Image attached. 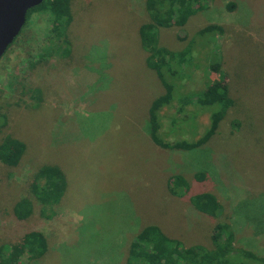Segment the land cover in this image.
<instances>
[{"label":"rangeland","instance_id":"rangeland-1","mask_svg":"<svg viewBox=\"0 0 264 264\" xmlns=\"http://www.w3.org/2000/svg\"><path fill=\"white\" fill-rule=\"evenodd\" d=\"M200 5L182 26L158 28L157 42L187 49L183 92L200 91L207 75L226 83L233 103L214 135L188 151L162 149L146 133L149 101L163 89L139 45L143 0H71L66 51L45 59L48 13L26 16L0 57V112L7 117L0 140L9 135L23 144L16 164L0 162V244L37 231L48 248L33 261L23 254L20 264H123L129 239L147 224L184 246L209 247L213 226L224 223L233 247L264 257V0ZM208 25L219 30L197 33ZM214 54L218 71H208ZM208 113L176 118L167 139L196 136ZM42 164L62 170L63 196L43 211L31 197L32 214L17 223L11 206L28 195ZM173 174L187 181L184 196L166 190ZM201 191L216 198L215 216L189 204L188 195Z\"/></svg>","mask_w":264,"mask_h":264},{"label":"trees","instance_id":"trees-1","mask_svg":"<svg viewBox=\"0 0 264 264\" xmlns=\"http://www.w3.org/2000/svg\"><path fill=\"white\" fill-rule=\"evenodd\" d=\"M200 1L143 0L147 21L138 26L139 45L145 53V66L153 70L163 89L162 93L149 101L146 133L150 141L162 149L188 151L202 146L214 135L219 121L233 103L228 95L226 83L211 79L207 75L200 91L183 92L179 78L185 74L183 71L189 62L187 49L173 51L157 42L158 28L182 26L194 12L202 8ZM70 2L71 0H42L26 12L25 18L29 13L44 11L50 19L48 50H43L39 59H45L51 53L59 55L66 51L68 39L65 31L71 21ZM218 27L208 25L197 33L219 30ZM215 59V54L209 59L208 71H218L219 64ZM186 93L189 94L188 97ZM188 105L190 107H187ZM201 110L209 112L204 130L190 139L174 134L172 139H167L170 134L168 126L175 123L176 118ZM6 123L5 113L0 112V128ZM185 133L190 135L188 131ZM22 152L23 144L20 141L9 135L0 140V162L5 165L16 164ZM203 175V172L197 171L194 178L202 180ZM65 187V176L57 165H40L29 182L28 195L17 198L11 206L12 219L18 223L32 214V198L40 204L41 211L45 208L52 209L60 202ZM166 190L172 196H184L188 191V183L183 176L173 174L166 181ZM187 200L196 211L210 217L215 216L219 208L214 195L207 191L190 194ZM47 248V241L40 232H24L14 243L0 244V264H20L17 258L23 254L30 261L39 259L46 253ZM123 264H264V257L251 250L233 247L231 233L224 223L213 226L209 247L184 246L177 239L167 236L159 226L147 224L129 239Z\"/></svg>","mask_w":264,"mask_h":264},{"label":"water","instance_id":"water-1","mask_svg":"<svg viewBox=\"0 0 264 264\" xmlns=\"http://www.w3.org/2000/svg\"><path fill=\"white\" fill-rule=\"evenodd\" d=\"M42 0H0V57L19 33L26 12Z\"/></svg>","mask_w":264,"mask_h":264}]
</instances>
